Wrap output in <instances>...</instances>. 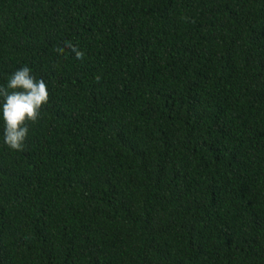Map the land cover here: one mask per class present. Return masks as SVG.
Segmentation results:
<instances>
[{"label": "trees", "instance_id": "trees-1", "mask_svg": "<svg viewBox=\"0 0 264 264\" xmlns=\"http://www.w3.org/2000/svg\"><path fill=\"white\" fill-rule=\"evenodd\" d=\"M22 64L0 264H264V0H0Z\"/></svg>", "mask_w": 264, "mask_h": 264}, {"label": "clouds", "instance_id": "clouds-1", "mask_svg": "<svg viewBox=\"0 0 264 264\" xmlns=\"http://www.w3.org/2000/svg\"><path fill=\"white\" fill-rule=\"evenodd\" d=\"M47 101L46 82L36 78L28 65L8 73L0 84V142L11 151H22L29 123L39 118L41 105Z\"/></svg>", "mask_w": 264, "mask_h": 264}]
</instances>
